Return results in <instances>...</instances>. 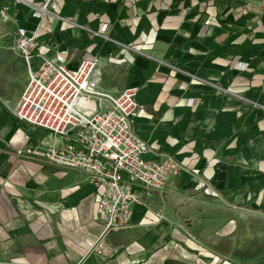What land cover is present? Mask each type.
I'll return each mask as SVG.
<instances>
[{
    "label": "crops",
    "instance_id": "0c3cea01",
    "mask_svg": "<svg viewBox=\"0 0 264 264\" xmlns=\"http://www.w3.org/2000/svg\"><path fill=\"white\" fill-rule=\"evenodd\" d=\"M46 1L0 0V86L23 61L18 28L41 24L37 53L98 57L104 91L137 90L145 157L182 171L105 234L89 176L44 157L65 140L18 121L22 93L0 88V264H264V0H52L41 23Z\"/></svg>",
    "mask_w": 264,
    "mask_h": 264
},
{
    "label": "built area",
    "instance_id": "2783aa9c",
    "mask_svg": "<svg viewBox=\"0 0 264 264\" xmlns=\"http://www.w3.org/2000/svg\"><path fill=\"white\" fill-rule=\"evenodd\" d=\"M51 3L47 0L34 7L41 23L51 15ZM38 30L18 28L11 44L28 75L15 116L65 140L63 146L47 149L45 159L87 174L100 197L103 232H120L132 222L133 208L141 202L138 192L164 191L182 167L172 157L162 161L145 157L148 145L133 131V118L143 108L136 89L119 94L104 91L98 57L83 59L76 69H70L37 53ZM36 57L41 59L38 67Z\"/></svg>",
    "mask_w": 264,
    "mask_h": 264
},
{
    "label": "rangeland",
    "instance_id": "374dc122",
    "mask_svg": "<svg viewBox=\"0 0 264 264\" xmlns=\"http://www.w3.org/2000/svg\"><path fill=\"white\" fill-rule=\"evenodd\" d=\"M9 43L7 41L5 42V46H8ZM20 59V58H19ZM35 63V60H34ZM15 77L8 85L0 86L1 89H4V94H6L7 97H19L20 94L23 92L26 82H27V71L26 66L24 62L22 61L20 63L19 69L17 72L14 73ZM13 75V74H12Z\"/></svg>",
    "mask_w": 264,
    "mask_h": 264
}]
</instances>
